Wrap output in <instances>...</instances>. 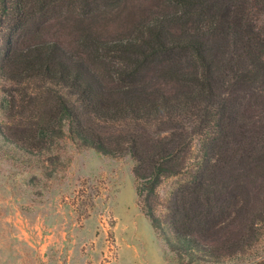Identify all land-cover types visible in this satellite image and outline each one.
<instances>
[{
	"label": "trees",
	"instance_id": "obj_1",
	"mask_svg": "<svg viewBox=\"0 0 264 264\" xmlns=\"http://www.w3.org/2000/svg\"><path fill=\"white\" fill-rule=\"evenodd\" d=\"M98 1L0 0L3 138L26 154L67 137L103 155H131L137 197L168 251L191 261L240 253L262 215H245L241 175L262 171L264 152L254 164L229 153L240 120L221 92L239 35L226 23L228 1L173 0L178 13L141 20L115 39L92 26ZM253 65L264 69L256 56ZM187 119L205 136L193 165ZM173 177L182 182L158 202L157 189ZM156 204L165 213L156 216Z\"/></svg>",
	"mask_w": 264,
	"mask_h": 264
},
{
	"label": "rangeland",
	"instance_id": "obj_2",
	"mask_svg": "<svg viewBox=\"0 0 264 264\" xmlns=\"http://www.w3.org/2000/svg\"><path fill=\"white\" fill-rule=\"evenodd\" d=\"M227 1L226 23L239 34L221 85L240 120L229 153L245 154L254 164L264 152V69L256 72L253 65L254 56L264 64V5ZM92 9L94 30L108 39L132 35L141 20L178 13L173 0H100ZM62 36L73 39L71 31ZM190 120L186 162L193 165L205 136L193 135ZM7 134L0 126V264H264V168L241 175L245 215L262 213L250 245L240 253L191 261L168 251L155 233L136 194L131 155H103L67 137L26 154L3 138ZM181 182L165 179L158 202ZM155 208L156 216L165 213Z\"/></svg>",
	"mask_w": 264,
	"mask_h": 264
}]
</instances>
